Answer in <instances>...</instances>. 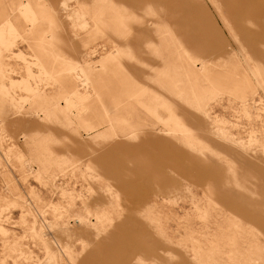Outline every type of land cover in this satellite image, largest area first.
Masks as SVG:
<instances>
[{
    "label": "rangeland",
    "instance_id": "obj_1",
    "mask_svg": "<svg viewBox=\"0 0 264 264\" xmlns=\"http://www.w3.org/2000/svg\"><path fill=\"white\" fill-rule=\"evenodd\" d=\"M0 264H264V0H0Z\"/></svg>",
    "mask_w": 264,
    "mask_h": 264
},
{
    "label": "crops",
    "instance_id": "obj_2",
    "mask_svg": "<svg viewBox=\"0 0 264 264\" xmlns=\"http://www.w3.org/2000/svg\"><path fill=\"white\" fill-rule=\"evenodd\" d=\"M157 22H158V21L155 20L154 22H152V23H153L152 25H144V26L140 27V28L138 29L137 34L142 35V34H149V33L153 32V35H156V34H155V30L153 31V27H154V25H155ZM136 46H139V48H140V41H139V40L136 41ZM139 48H138V49H139ZM154 76H155V75H153V76L151 75L150 78H153ZM141 77H142V78L148 77V76H147V72H143Z\"/></svg>",
    "mask_w": 264,
    "mask_h": 264
}]
</instances>
